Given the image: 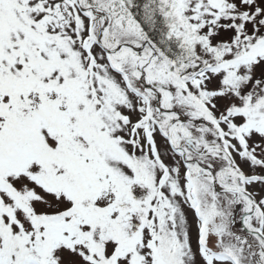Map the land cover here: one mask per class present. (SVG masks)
<instances>
[{"label":"snow or ice","instance_id":"1","mask_svg":"<svg viewBox=\"0 0 264 264\" xmlns=\"http://www.w3.org/2000/svg\"><path fill=\"white\" fill-rule=\"evenodd\" d=\"M0 264H264V0H0Z\"/></svg>","mask_w":264,"mask_h":264}]
</instances>
